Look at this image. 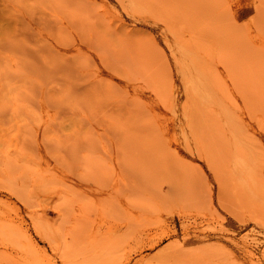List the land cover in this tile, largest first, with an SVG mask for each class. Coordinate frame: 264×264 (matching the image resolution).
<instances>
[{
	"label": "rangeland",
	"instance_id": "374dc122",
	"mask_svg": "<svg viewBox=\"0 0 264 264\" xmlns=\"http://www.w3.org/2000/svg\"><path fill=\"white\" fill-rule=\"evenodd\" d=\"M95 259L264 264V0H0V264Z\"/></svg>",
	"mask_w": 264,
	"mask_h": 264
},
{
	"label": "bare ground",
	"instance_id": "6f19581e",
	"mask_svg": "<svg viewBox=\"0 0 264 264\" xmlns=\"http://www.w3.org/2000/svg\"><path fill=\"white\" fill-rule=\"evenodd\" d=\"M130 229V230H129ZM128 230H127V232L126 231H123V232H121L120 234H117V236H115V238H113L111 241L109 240V241H107V243L105 244V251L107 252V254H105V256H103V258L101 259V261L104 259H106V258H109V257H111L112 255H114V253H115V251L116 250H118L120 247H122V243L124 242V241H126L125 239H128V237L130 238L131 236H136V234H135V232H134V230L133 229H131V228H129ZM132 230V231H131ZM124 234H126L127 236H126V238H124ZM104 249V247L102 248V250ZM101 252V251H100ZM101 254V255H100ZM100 254H98L99 256L97 257V259H100L101 258V256L103 255L102 254V252L100 253ZM113 257V256H112ZM112 259V258H111ZM96 260V259H95ZM94 260V261H95ZM103 260V261H104ZM94 261H92V263L94 262ZM97 261V263L98 264H104L103 262H101L100 263V261L99 260H96ZM96 261H95V263H96ZM99 261V262H98ZM106 261V260H105ZM104 261V262H105ZM94 264V263H93Z\"/></svg>",
	"mask_w": 264,
	"mask_h": 264
}]
</instances>
